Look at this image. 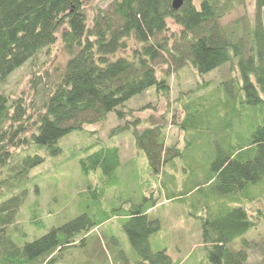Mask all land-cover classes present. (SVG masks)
Here are the masks:
<instances>
[{
    "label": "trees",
    "instance_id": "trees-1",
    "mask_svg": "<svg viewBox=\"0 0 264 264\" xmlns=\"http://www.w3.org/2000/svg\"><path fill=\"white\" fill-rule=\"evenodd\" d=\"M90 1L0 0V264H64V259L76 264L69 256L61 257L62 252L83 245L89 233L115 218L123 221L140 258L137 264H172L166 250L150 249L151 237L161 228L159 220L148 216L159 191L155 199L142 197L141 202L130 203L128 211L111 210L104 220L80 215L23 245L13 236L31 170L43 163L45 155L60 153L59 138L112 112L119 122L130 121L118 124L111 135L131 130L136 149L144 153L149 172L160 179L167 201L187 204L194 192L205 195L206 203L189 214L201 224L208 264H248L250 251L257 252L259 264H264V246L242 239L241 248H232L237 238L257 225L247 212L253 199L242 195L264 181V0H254L250 22L235 19L228 25L220 20L244 7L246 0H183L177 10L172 0H111L108 11L96 7L88 14ZM58 40L68 58L63 67L54 66L50 76L40 71L36 59L49 55ZM164 61L167 75L170 69L176 73L185 66L202 75L228 64L231 77L221 82L226 99L262 113V122L247 138L229 135L211 141L214 151L201 172L190 161L183 172L178 171L175 160L184 154L176 142L167 141V119L139 129V110L124 106L150 90L158 100L168 97L171 85L157 67ZM27 63L32 64V92L17 97L4 92L9 76ZM192 95L185 96L196 97ZM204 98H189L186 103ZM182 99L180 94L186 118L177 122L172 114L180 132L196 127L186 115L190 106ZM119 164L116 146L100 147L79 160L84 175L100 170L105 185H111ZM172 166L175 172L170 171ZM96 189L91 193L95 195ZM101 196L97 190V210Z\"/></svg>",
    "mask_w": 264,
    "mask_h": 264
},
{
    "label": "rangeland",
    "instance_id": "rangeland-1",
    "mask_svg": "<svg viewBox=\"0 0 264 264\" xmlns=\"http://www.w3.org/2000/svg\"><path fill=\"white\" fill-rule=\"evenodd\" d=\"M110 2L111 0H91L87 13L92 14L96 7L108 11ZM254 11V0H246L244 7H238L229 13L220 20V24L228 25L235 19H243V24H247L252 20ZM171 28L178 30L175 26ZM67 58L58 40L51 47L49 55L41 54L36 59V65L40 71H48L53 76V67H63ZM165 61L159 62L157 67L160 75L167 78L171 85L168 97L158 100L155 91L150 90L132 97L124 106L139 110L136 112L141 119L139 129L153 123L160 125L167 119V141L176 142L179 151L184 154L182 158L175 160L178 171L183 172L182 169L188 167L187 163L190 161L189 164L196 166L197 171L201 172L208 168L214 151V147L209 145L211 141L226 139L229 135H233L235 139L240 135L247 138L262 122V113L258 108L239 105L230 98L226 99L221 82L231 77L228 64L202 75H194L188 66L176 73L170 69L167 75L165 70L168 65ZM30 68L32 64L27 63L17 69L9 76L2 90L13 97L30 94ZM194 93L197 98L206 97L205 100L187 104L189 98H196L190 97ZM180 94L184 96L182 101L190 106L186 109V115L192 118V124L196 126L182 128L181 132L172 118L174 113L177 122L186 118L178 102ZM185 95L190 96L187 98ZM129 121L130 118L119 122L112 112L104 119L85 122L81 129L73 130L57 140L60 153L45 155L43 163L33 168L29 174V183L25 185L28 189L27 199L18 212L16 230L13 232L17 244L33 241L51 227H59L80 215L86 214L90 220H104L111 210H118L120 213L128 211L130 203H139L142 197L155 199L159 191L157 205L148 215L161 224L160 230L151 237V251L166 250L172 264H208L202 250L201 224L189 214L198 212L199 205L206 203L205 195L194 192L187 204L167 201L160 179L157 181L149 172L144 153L136 149L131 130L111 135L114 127ZM185 134L190 142L184 140ZM112 146L118 148L120 164L112 175L111 185H105L107 179L100 170L88 175L82 173L79 166L81 158L100 147ZM170 171L175 172L173 166ZM95 188V195L97 190L102 192V202L99 205L101 210H97V200L94 192L90 191ZM242 196L253 199V207L249 205L247 212L257 225L237 238L232 248H241L242 239L264 246V181L251 185ZM209 202L208 199L207 203ZM254 209L260 213L254 212ZM34 221H40L42 225ZM122 224L123 221L118 218L102 223L85 237L83 245L66 249L61 257L69 256L67 259L72 258L76 264H137L140 258L130 245ZM112 249H115L114 255ZM73 250L76 251L71 253ZM64 264H67L65 259ZM248 264H259L257 252H249Z\"/></svg>",
    "mask_w": 264,
    "mask_h": 264
},
{
    "label": "water",
    "instance_id": "water-1",
    "mask_svg": "<svg viewBox=\"0 0 264 264\" xmlns=\"http://www.w3.org/2000/svg\"><path fill=\"white\" fill-rule=\"evenodd\" d=\"M183 0H172L171 6L174 10H177L181 7Z\"/></svg>",
    "mask_w": 264,
    "mask_h": 264
},
{
    "label": "crops",
    "instance_id": "crops-1",
    "mask_svg": "<svg viewBox=\"0 0 264 264\" xmlns=\"http://www.w3.org/2000/svg\"><path fill=\"white\" fill-rule=\"evenodd\" d=\"M151 241V240H150ZM150 247H151V242H150Z\"/></svg>",
    "mask_w": 264,
    "mask_h": 264
}]
</instances>
